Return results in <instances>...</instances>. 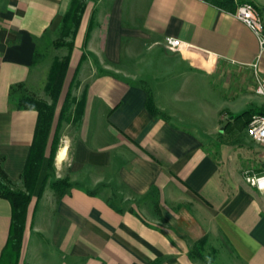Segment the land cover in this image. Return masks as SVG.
<instances>
[{
	"label": "crops",
	"instance_id": "crops-1",
	"mask_svg": "<svg viewBox=\"0 0 264 264\" xmlns=\"http://www.w3.org/2000/svg\"><path fill=\"white\" fill-rule=\"evenodd\" d=\"M75 1L84 9L70 66L79 67L77 99L85 94L86 104L62 136L51 179L70 187L58 195L45 183V157L19 264H208L206 248L226 250V264H264V196L216 154L235 115L222 124L216 108L210 128L200 117L202 95L216 98L224 66L258 63L257 80L264 73L256 34L234 15L239 0L235 9L211 0H0V156L8 179L22 183L38 118L17 100H45L52 63L42 67L35 52ZM249 1L264 23V0ZM167 37L182 45L170 50ZM11 216L0 195V259ZM203 238L208 245L193 255Z\"/></svg>",
	"mask_w": 264,
	"mask_h": 264
},
{
	"label": "trees",
	"instance_id": "trees-1",
	"mask_svg": "<svg viewBox=\"0 0 264 264\" xmlns=\"http://www.w3.org/2000/svg\"><path fill=\"white\" fill-rule=\"evenodd\" d=\"M211 1L218 7L225 9H231L229 8V5L233 4L234 9L236 7L234 0ZM83 9L84 7L81 2H73V5L62 23L65 37H69L70 34L73 35V33H71L72 26L74 27V29H72L73 32L78 29L81 23ZM68 47V54L63 59L54 60L49 72L46 90L52 97V102L49 104L42 99L30 95L23 96L17 100V106L19 108L35 109L38 112V118L29 157L21 177L23 189H14L9 186L12 185V181L8 179L3 171L2 165L4 160L3 157L0 156V195L10 202L12 208L11 227L7 243L2 252L0 264H19L26 229L28 208L32 201L35 186L45 157H48L49 169L45 183L50 182L52 188L58 195L65 194L70 187V183L67 179L51 180L55 168V156L60 144L62 121H70V119H72L73 122H79L83 116L86 104L85 94L77 100L72 98V88L76 84L79 67L72 69L70 66L73 41H70ZM37 56L38 52L36 51L34 61L37 60ZM71 69L73 70V73L67 84L66 82ZM60 100H62L61 107L57 117L58 121L55 124V113ZM74 100H76L77 103L74 113L71 114V103ZM146 106L152 115L156 116L159 114L149 92L147 95ZM253 114L255 113L244 112L241 115H235L233 120L236 122L237 120L242 119L243 125H245L250 121ZM205 242L206 238H203L196 243L193 255L201 256L199 247H203Z\"/></svg>",
	"mask_w": 264,
	"mask_h": 264
},
{
	"label": "rangeland",
	"instance_id": "rangeland-1",
	"mask_svg": "<svg viewBox=\"0 0 264 264\" xmlns=\"http://www.w3.org/2000/svg\"><path fill=\"white\" fill-rule=\"evenodd\" d=\"M74 27H71V33ZM65 31L62 28V25L59 26L57 30H52L45 38L39 43L37 52V61L42 64V67H49L51 63H53L56 59H63L69 52L68 44L70 41H73L72 34L69 37L64 36ZM256 67H252L250 70L238 68L235 66H224L221 70V75L215 78L214 87H215V95L212 96L209 93V96L203 94L202 97L206 98V106L202 108L203 112H201L200 117L203 120V126L210 128L211 125L208 123L207 116L211 117L214 114L216 108H222L220 112L221 123H227L229 121V117L234 115H241L244 112H252V113H260L264 112V99L259 96L255 89L257 85V78L254 74V70H258L260 73L262 72V68L258 67V63ZM263 65V64H262ZM73 70L71 69L68 75L67 84L71 77ZM76 79V84L72 88V98L77 100V96L81 95L80 91L82 87H79V84ZM40 91V89H37ZM40 94V92H39ZM40 96L45 102L51 103L52 97L50 96L47 90L41 92ZM39 97V96H38ZM74 100L71 103V114L74 113V109L76 107L77 101ZM60 100L57 105L56 110V118L54 123L56 124L58 121V114L61 107ZM206 108V109H205ZM208 113V115H206ZM209 119V118H208ZM71 123L73 125L77 124L73 122L72 119L70 121L63 120L62 127L60 130V144L61 139L64 133H67L72 128V125L68 126ZM228 126V130L224 133V126L219 128V132L224 134L220 135L218 141H221L225 144L223 150H217L216 154L218 159H225V161L231 163L232 170L235 172L239 178L249 185L246 181V177L250 176H258L264 174V145L253 141L247 134V127L249 122L243 125V120L239 119L234 124L230 123ZM68 127V128H67ZM59 144V147H60ZM55 167V166H54ZM56 173V168H54L53 175ZM14 189H23V184H13L9 185ZM251 186V185H250ZM252 188L259 191L257 188L251 186ZM260 192V191H259ZM263 194V193H262ZM264 196V194H263ZM208 245L206 242L203 247L205 250V246ZM201 246L199 249H202ZM219 249V254H216L213 251H209L206 248L205 261L208 264H226V250Z\"/></svg>",
	"mask_w": 264,
	"mask_h": 264
},
{
	"label": "built area",
	"instance_id": "built-area-1",
	"mask_svg": "<svg viewBox=\"0 0 264 264\" xmlns=\"http://www.w3.org/2000/svg\"><path fill=\"white\" fill-rule=\"evenodd\" d=\"M235 17L245 23L257 36L261 53L264 52V23L258 9L249 0H239L236 10L234 12ZM182 45L180 39L167 37L166 46L170 50H177ZM257 65L255 64V67ZM256 93L264 99V73L257 80L255 89ZM248 136L255 142L264 145V112L255 113L252 115L248 127ZM246 181L249 185L257 188L264 194V174L262 175H248Z\"/></svg>",
	"mask_w": 264,
	"mask_h": 264
},
{
	"label": "bare ground",
	"instance_id": "bare-ground-1",
	"mask_svg": "<svg viewBox=\"0 0 264 264\" xmlns=\"http://www.w3.org/2000/svg\"><path fill=\"white\" fill-rule=\"evenodd\" d=\"M66 153V152H65ZM63 155V154H62ZM64 156V155H63Z\"/></svg>",
	"mask_w": 264,
	"mask_h": 264
}]
</instances>
